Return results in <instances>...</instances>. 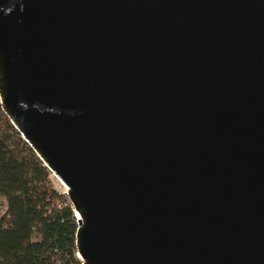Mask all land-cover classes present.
Listing matches in <instances>:
<instances>
[{"label":"water","instance_id":"1","mask_svg":"<svg viewBox=\"0 0 264 264\" xmlns=\"http://www.w3.org/2000/svg\"><path fill=\"white\" fill-rule=\"evenodd\" d=\"M0 103L83 264H264V0H0Z\"/></svg>","mask_w":264,"mask_h":264},{"label":"trees","instance_id":"2","mask_svg":"<svg viewBox=\"0 0 264 264\" xmlns=\"http://www.w3.org/2000/svg\"><path fill=\"white\" fill-rule=\"evenodd\" d=\"M78 220L0 103V264H83Z\"/></svg>","mask_w":264,"mask_h":264},{"label":"rangeland","instance_id":"3","mask_svg":"<svg viewBox=\"0 0 264 264\" xmlns=\"http://www.w3.org/2000/svg\"><path fill=\"white\" fill-rule=\"evenodd\" d=\"M53 182H54L56 188L58 189V191H60L62 193H66L67 188L54 176H53Z\"/></svg>","mask_w":264,"mask_h":264},{"label":"bare ground","instance_id":"4","mask_svg":"<svg viewBox=\"0 0 264 264\" xmlns=\"http://www.w3.org/2000/svg\"><path fill=\"white\" fill-rule=\"evenodd\" d=\"M79 218V217H78Z\"/></svg>","mask_w":264,"mask_h":264}]
</instances>
